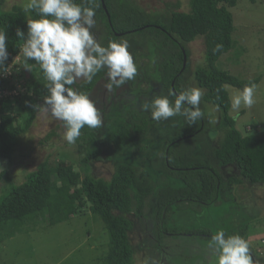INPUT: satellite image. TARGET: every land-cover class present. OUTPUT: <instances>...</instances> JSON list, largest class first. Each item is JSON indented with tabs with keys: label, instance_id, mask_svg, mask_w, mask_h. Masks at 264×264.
I'll return each instance as SVG.
<instances>
[{
	"label": "trees",
	"instance_id": "16d2710c",
	"mask_svg": "<svg viewBox=\"0 0 264 264\" xmlns=\"http://www.w3.org/2000/svg\"><path fill=\"white\" fill-rule=\"evenodd\" d=\"M239 1L188 0L187 12L178 11V3L173 4L174 9L154 12L143 8L137 0H103L105 9L101 0H94L92 4L74 0L82 7H94V19L107 28L100 33L106 46L116 41V34H143L152 38L154 45L149 43V47L154 49L155 68L144 70L143 76L138 78V81L143 79L150 90L143 91L144 95L138 93L129 97L127 93L121 94V87L113 88L115 94L103 100L102 80L107 76L106 67L91 81L81 79L71 86L98 104L102 126L97 129L84 126L74 144L66 142V146H74L79 157L74 161L65 151H62L65 158L51 154L52 161L48 157L44 159L34 171L26 173L20 183L12 182L6 170L0 172V182L6 183L0 191V245L22 232L21 227L28 221H48L52 226L89 211L101 220L109 238L107 252L97 258L95 264H135L130 233L139 220L144 225L150 221L149 229L157 242L147 240L148 249L154 256L156 248L159 249L158 264L162 257L166 260L164 264L208 263L207 251L214 250L209 247L212 235L205 230L189 231L185 218L215 205L219 194L229 191V186L230 189L243 184L246 188L264 187V134L237 129L230 115L231 103L226 89L233 87L241 91L257 80H241L217 65L219 58L234 47V23L228 8ZM245 1L254 4L259 0ZM4 3L5 0H0V29L6 30L8 37L9 56L5 63L9 68L24 43V39L16 36L17 29L27 34L28 20L40 16L35 11L26 13L23 4L2 11ZM196 39L203 42L204 66L191 70L188 47ZM216 45L222 47L215 50ZM22 62L15 65L16 74L20 69L19 89L12 75L0 80V159L15 157L22 137L36 119L38 106L49 95L39 65L33 60ZM191 79L194 87L204 90L203 100L219 111L214 135L207 133L204 118L189 123L185 116L177 115L163 123L164 120L151 119L150 109H141L143 103L151 102L156 96H167L174 102L176 95L191 88L186 82ZM138 84L133 81V87L122 91L135 89ZM14 89L16 93H11ZM137 104L140 108H136ZM199 107L202 110L201 104ZM59 127L64 130L61 122L56 128ZM56 136L57 131L53 129L45 141ZM153 148V155L146 160L151 163L147 168L152 173L146 174L135 166L138 154H133L139 152L142 163V152ZM99 162L112 166L109 179L96 174L95 164ZM227 167L230 170L224 173ZM174 214L178 220H174ZM244 218L235 213L229 219L233 232L240 222L236 234L243 239L252 217ZM188 236L198 237L202 242L180 240L178 249L168 247L166 251L162 247L168 246L165 240ZM184 249L190 252L185 253ZM252 260L253 264H264L260 258Z\"/></svg>",
	"mask_w": 264,
	"mask_h": 264
},
{
	"label": "rangeland",
	"instance_id": "374dc122",
	"mask_svg": "<svg viewBox=\"0 0 264 264\" xmlns=\"http://www.w3.org/2000/svg\"><path fill=\"white\" fill-rule=\"evenodd\" d=\"M137 1L143 8H148L154 12H165L168 8L174 9L173 4L176 3L179 4L178 11L187 12L189 10L188 0ZM24 2L25 0H5L2 11L9 10L15 4H21L22 6ZM228 11L233 17L234 32L232 33V39L234 47L219 58L217 65L220 69L229 71L232 75L241 80H257L255 84L257 88L254 94V105L250 109L241 106L238 112H234L231 108L230 115L234 117L238 130L241 129L243 132L252 131L257 134L259 133V135H263L264 0H259L254 4L241 0L236 6L228 8ZM95 27L97 30H101V32L104 30L107 31V28L100 22H96ZM94 30L95 29H93V31ZM152 33L150 34L153 35ZM95 37L102 46L107 47L106 43L103 41L104 37L101 34H97ZM122 40L129 42V51L132 53L134 63L137 65V75L134 79L127 81L121 87L131 88L133 87L131 86L133 81H137V83H139L138 87L135 89H128L126 92L124 91V94H129V97H134L135 94L138 93L144 95L143 91L147 93L150 88H146L147 86L144 80L138 81V78L143 76L144 70L155 68V57H152L154 49H150L149 47V43L152 45H154V43L151 41L152 38H150V36L144 37L143 34L121 35L116 38L117 42ZM188 50L190 51L189 68L192 70L197 67H203L204 46L202 39H196L194 42L190 43ZM21 56H23L22 53L13 58L8 68L9 72L6 73L7 78H10L12 75V79L16 84L18 82L17 76L19 75L20 69L16 74L15 65L17 64V66H19V64H22V61L25 60ZM186 82L188 86L191 84V88L194 87L192 79ZM16 88L19 89V84H17ZM17 89H14L11 93H16ZM226 89L231 103L232 96L237 94L239 90L233 87H227ZM109 92L111 94V91L104 89L101 93L102 99H104L103 97ZM122 93L121 91V94ZM123 97L127 96L124 95ZM200 104L202 106V111L205 113V129L208 131L207 133L209 135H214V129L219 118V111L216 107L206 103L203 100V96L201 97ZM96 106H98V104H96ZM137 107L140 108V104H137L136 108ZM210 118L213 119L214 122L210 123ZM169 119L171 120L173 117L164 120L163 123L169 122ZM57 125H60V121L52 118L50 114L48 116L42 115L40 108L37 110L33 125L22 137L19 149L18 147L16 148L15 157L13 156L14 158L12 160L0 159V167L7 171V176L12 182H23L25 174L34 171L37 165L44 159L48 157L49 160L52 161L53 157H50L51 154H53L55 158L57 156L65 158L63 155L69 153L71 155V161L79 158L76 152H74L73 145L69 147L66 146V141L63 139L64 130L62 127L56 128ZM53 129L57 131V136L45 141L47 134ZM52 143H54L55 146ZM187 145L184 146L187 147ZM192 146L196 147L194 145ZM154 148L142 152L144 154L142 156L145 163H140L142 160H140L141 155L139 152L133 154V156L138 154L135 156V166L137 168L141 167L142 171L146 174L152 173L151 170L147 168L151 163L146 162V160L153 155ZM62 151H65V153ZM95 167L98 176L109 179L111 171H113L109 163L99 162L95 164ZM229 170L230 167H227L223 169V172L228 173ZM3 185H6V183L4 181L0 182V191ZM246 187L247 185L245 184L237 187L231 186L232 189H230L229 186V191H224V193L219 194V201L215 203V205L196 212L197 215L193 213V216H187L185 218V226L189 227V231L195 232V230H199L200 232L205 230L208 235L212 236L220 229H223L225 234L234 235L238 231L237 228L240 222H238L236 225L237 228L233 232V228L229 226L231 214L235 216V213H239L242 218L245 217L244 219L252 217L248 222L249 227H245V240L248 242L252 259L260 258L264 260V187ZM173 216L174 220L179 219L175 214ZM179 221L183 222V219ZM149 227H152L150 221L146 222L144 225V223L142 224L139 220L136 229L134 228L130 233L131 244L135 247V264H158L159 249L156 248L157 254L155 253V256L152 254L151 250L148 249L149 242L147 240H149V238L147 235H152ZM177 227L179 228V226ZM145 228H148V231ZM20 231L22 232H19L15 237L6 240L0 245V264H95L96 259L104 255L108 250V233L101 220L89 211H84L67 221L52 226H49L48 221H28L21 227ZM190 239H193V241ZM180 240L186 243H189V241L191 243L194 241L200 243L201 241L198 237H179V240H165L168 246L165 247L163 245L162 247L165 248L166 251L169 249L168 247H171V249H178L177 246ZM184 252H190V249H184ZM200 252L202 253L201 250ZM207 255V264H215V250L208 249ZM163 259L164 257L160 260ZM164 262H166L165 259ZM174 262L176 261L174 260Z\"/></svg>",
	"mask_w": 264,
	"mask_h": 264
},
{
	"label": "clouds",
	"instance_id": "9594fccd",
	"mask_svg": "<svg viewBox=\"0 0 264 264\" xmlns=\"http://www.w3.org/2000/svg\"><path fill=\"white\" fill-rule=\"evenodd\" d=\"M85 2L92 4L94 0ZM23 10L26 13L35 11L40 16L28 20L27 34L19 29L16 31V36L24 39L20 52L25 62L35 61L47 81L49 95L38 107L42 115L50 114L62 123L63 139L74 144L84 126L100 128L103 119L89 95L71 86L81 79L91 81L106 67L108 72L102 82V92L107 89L111 94L103 95V100L115 94L113 88H120L137 75L129 42L110 41L107 47L102 46L92 31L96 25L94 7H82L74 0H25ZM7 40L6 30L0 29V76L9 72L5 63L9 56ZM221 47L216 45L215 50ZM1 79L5 80L6 76ZM256 88L254 83L247 84L233 95L232 110L238 112L241 106L250 109L255 103ZM203 94L202 89L193 87L181 91L174 102H170L167 96H156L151 102L143 103L141 109H150L151 119L155 121L180 115L189 123H195L205 115L199 107ZM209 122L214 121L210 118ZM0 171L4 169L0 167ZM209 247L215 250V264H253L248 242L238 234L226 237L224 230L220 229L212 236Z\"/></svg>",
	"mask_w": 264,
	"mask_h": 264
},
{
	"label": "flooded vegetation",
	"instance_id": "af4514ba",
	"mask_svg": "<svg viewBox=\"0 0 264 264\" xmlns=\"http://www.w3.org/2000/svg\"><path fill=\"white\" fill-rule=\"evenodd\" d=\"M93 29H95V30L93 31ZM93 29H92V31H93L94 35H97V34H100V33H101V30H97L96 27H94ZM97 31L100 32V33H98ZM102 82H103V80H102ZM145 229L148 231V228H145ZM147 237H148L150 240H153V242L155 243L156 240H154V238H153V236H152L151 234L147 235ZM156 242H157V241H156ZM160 262H161V264H164V259H163V260H160Z\"/></svg>",
	"mask_w": 264,
	"mask_h": 264
},
{
	"label": "water",
	"instance_id": "95a60500",
	"mask_svg": "<svg viewBox=\"0 0 264 264\" xmlns=\"http://www.w3.org/2000/svg\"><path fill=\"white\" fill-rule=\"evenodd\" d=\"M101 3H102V7L105 9V6H104V3H103V0H101ZM184 61H185V58H184ZM184 65V64H183Z\"/></svg>",
	"mask_w": 264,
	"mask_h": 264
},
{
	"label": "built area",
	"instance_id": "2783aa9c",
	"mask_svg": "<svg viewBox=\"0 0 264 264\" xmlns=\"http://www.w3.org/2000/svg\"><path fill=\"white\" fill-rule=\"evenodd\" d=\"M6 76V74H2L0 77H5ZM0 96H1V92H0Z\"/></svg>",
	"mask_w": 264,
	"mask_h": 264
}]
</instances>
